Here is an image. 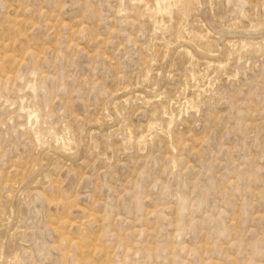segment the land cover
Returning <instances> with one entry per match:
<instances>
[{
  "label": "rangeland",
  "instance_id": "1",
  "mask_svg": "<svg viewBox=\"0 0 264 264\" xmlns=\"http://www.w3.org/2000/svg\"><path fill=\"white\" fill-rule=\"evenodd\" d=\"M0 264H264V0H0Z\"/></svg>",
  "mask_w": 264,
  "mask_h": 264
},
{
  "label": "bare ground",
  "instance_id": "2",
  "mask_svg": "<svg viewBox=\"0 0 264 264\" xmlns=\"http://www.w3.org/2000/svg\"><path fill=\"white\" fill-rule=\"evenodd\" d=\"M80 240H81V239H80ZM78 241H79V240H78ZM78 241H77V242H78ZM81 241H82V240H81ZM78 245L80 246V244H78ZM82 245H83V244H82ZM79 246H78V247H79ZM84 246H85V245H84ZM82 247H83V246H82ZM79 248H80V247H79ZM79 262H80V261H79Z\"/></svg>",
  "mask_w": 264,
  "mask_h": 264
}]
</instances>
